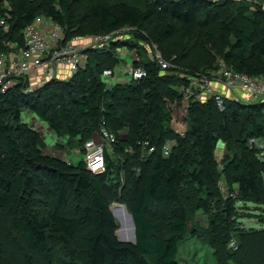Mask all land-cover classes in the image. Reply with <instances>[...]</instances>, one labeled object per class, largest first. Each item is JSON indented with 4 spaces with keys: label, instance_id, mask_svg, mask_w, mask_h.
<instances>
[{
    "label": "trees",
    "instance_id": "trees-1",
    "mask_svg": "<svg viewBox=\"0 0 264 264\" xmlns=\"http://www.w3.org/2000/svg\"><path fill=\"white\" fill-rule=\"evenodd\" d=\"M79 1L0 0V13L7 14L10 25L9 35L4 37L22 44L20 32L36 17L64 27L70 38L129 29L124 34L157 45L173 67L161 71L152 60L141 59L137 46L117 41L108 50L86 51L85 66L66 81H51L29 94L13 91L0 95V211L11 218L24 242L25 262L33 264V253L43 264H150L149 259L154 264H178L179 244L188 232L189 211L194 206L183 194L184 183L195 184L200 196L207 187L203 171L190 167L205 168L213 183L214 145L219 139L231 142L233 126L239 124L236 145L240 152L223 170L234 198L223 201L209 226L214 243H226L229 227L237 224L231 218L237 214L238 202L264 206V161L245 143L247 138L261 140L264 151V103L227 100L221 111L212 100L190 101L186 112L189 132L184 135L170 128V107L181 109L178 89L187 82L181 74H204L216 70L220 61L237 73L264 77V12L258 4L239 2L232 11L247 26L262 28L256 39L243 31L233 37L228 7L222 8L233 0L222 5L211 0H92L81 10L75 5ZM198 14L202 20H196ZM210 21L213 27L207 28ZM182 30L189 41L178 40L176 55L168 53L165 44ZM123 46L135 51L139 61L133 66L144 68L147 76L107 86L101 74L118 67L116 49ZM194 52L208 54L210 61ZM23 111L54 134L66 137L83 155L87 141L103 130L112 133L115 142L105 149V173L93 175L84 160L74 166L45 153L42 135L22 121ZM123 133L125 137H121ZM168 141L173 146L164 155L162 147ZM144 142L154 151L145 162H134L140 165L138 175L128 169L121 193L135 231V243H123L117 237L113 200L108 195L112 186L104 179L128 166L133 160L129 156L141 157ZM111 156L118 157V166ZM41 195L48 197L44 209L36 204ZM195 208L209 209L206 203ZM0 264H16L1 240Z\"/></svg>",
    "mask_w": 264,
    "mask_h": 264
},
{
    "label": "rangeland",
    "instance_id": "rangeland-1",
    "mask_svg": "<svg viewBox=\"0 0 264 264\" xmlns=\"http://www.w3.org/2000/svg\"><path fill=\"white\" fill-rule=\"evenodd\" d=\"M91 1L92 0H80L75 5L78 6L79 10H81L85 2ZM211 1L218 2V5H222L220 3L227 0ZM233 1H235L233 2L234 4L229 3L222 7H228L227 9L229 10L228 12L232 20L231 29L233 37L236 33H238V31H243V33L247 36H253L256 39L260 38L262 35L261 27L254 28L247 26L242 21L235 18L234 13L232 12L233 8L235 9L238 6V2L241 5L245 4L251 6L255 3H247L244 0ZM256 2L259 3L258 5L260 6V10L264 12V1L256 0ZM220 10L221 8L219 11ZM221 15L224 16L223 14ZM201 17V14H198L196 20H202L203 18ZM211 27H213V21H210L209 27L207 28ZM207 28H205L204 31H206ZM122 35H124V33H122ZM233 37H231V39H233ZM128 38L127 42L137 46L139 51L142 53L141 59L143 61L149 60L150 52L146 44L140 40L134 39L132 36H129ZM178 40L189 41V36L184 30L180 31L175 40L171 41V43L165 44V48L168 53L173 52L172 54L176 55L174 51L177 49L176 43ZM191 45H193V42ZM128 52L131 53V51ZM194 55L206 62L210 61L208 54L194 52ZM119 59V65L116 70L120 71V68L124 66L123 69L128 71L129 67L126 65L127 63H130V60L132 61L134 59V56L129 55L125 58L123 54H119ZM172 67L173 66L171 64L170 68ZM121 73H123V71ZM198 75H206V73ZM181 77L186 79L182 74ZM126 80L122 82H126ZM241 98H243L244 101H242V104H251L247 101L248 99L246 98V95L243 94ZM170 108L172 112L170 128L172 131L174 133H179L180 135L188 133L189 126L186 113H182L181 109L177 105H172ZM21 118L24 123L31 125L36 131L40 132L43 138V150L48 155L64 160L74 166L83 160L84 157L79 147L68 142L66 137H59L51 132L46 124L39 122L31 113L23 111ZM239 127V124L233 126L232 130L234 138L231 142L228 143L227 141L219 139L214 145V157L217 165L215 167L216 178L213 183L209 182L205 168L203 169L197 164H195L198 166L197 168H195V165L190 167L191 170L194 168L198 171H203L201 175L206 180L207 187L205 194L200 196L197 193V186H195V184L191 183L189 180L184 183L183 194L192 201L194 206L191 207V210L189 211L188 232L185 239L181 242V244H179L176 258L178 264H264V206L238 202L235 205L237 214L234 219L231 218L232 221H237V224L236 227H229V238L224 244L214 243V238L209 228L211 217L216 212H219V207H221L223 201L229 197L234 198V194L225 180L223 170L228 160L235 156L236 153L239 154L240 152L238 146L236 145V137L240 129ZM124 134L125 133H123L121 137H125ZM95 140L99 141L100 139L96 136ZM147 143L148 142H144L142 144V151H140L141 157L129 156L133 160L128 163V166L115 170L112 175L106 177L107 180L104 179V181H107V183L112 186V191L108 193V195L110 199L113 200L111 203V210L115 215L114 217L118 225L117 237L125 241L133 239V227L129 218L130 211L128 206L122 201V199H126V197H121V193L123 194V186L127 183L128 169H130L135 175L139 174L140 165H134V162H139L140 160L145 162L149 153V146L146 145ZM167 143L171 142L168 141L165 144ZM245 143L248 148L259 152V157L264 161V151L261 140L247 138ZM111 159L115 166H118V157L111 156ZM189 172L191 171L189 170ZM36 199L38 207H40V209H44L48 197L41 195L37 196ZM199 203H206L209 209L207 211L203 209L197 210L195 207ZM192 233L196 234L195 238H193ZM0 240L9 248L11 258L16 264H27L24 258L25 254H27L24 242L20 234L13 228L11 218L3 211H0ZM31 260L33 264H43L33 253L31 255ZM149 263L154 264V260L149 259Z\"/></svg>",
    "mask_w": 264,
    "mask_h": 264
},
{
    "label": "built area",
    "instance_id": "built-area-1",
    "mask_svg": "<svg viewBox=\"0 0 264 264\" xmlns=\"http://www.w3.org/2000/svg\"><path fill=\"white\" fill-rule=\"evenodd\" d=\"M255 3L256 0H244ZM0 13V95L18 91L29 94L51 81H66L87 61L86 51L108 50L112 43L127 41L130 35L124 34L129 29L115 31L105 35L88 36L84 38L68 37L64 27L44 17H36L31 24L20 33L22 44L17 40L7 39L10 25ZM150 59L161 71L170 68V64L163 59L157 45H147ZM118 57L123 54L134 59L128 65L125 73L126 83L144 79L147 73L142 67H134L133 63L139 61L135 51L129 53L128 46L116 49ZM106 69L101 78L107 86L115 84L116 70ZM187 80L178 91L181 96V112L186 113L190 101L207 102L212 100L219 110L225 109V101L243 103L241 96L244 94L251 104L264 103V77H249L237 73L227 67L222 61L216 70L208 71L206 75H183ZM243 101V102H242ZM87 141L84 145L83 160L86 170L93 175H101L106 171L104 161L105 149L115 142L112 133L103 130L98 136ZM149 153L154 151L150 147ZM173 143L163 145L162 152L168 155Z\"/></svg>",
    "mask_w": 264,
    "mask_h": 264
},
{
    "label": "crops",
    "instance_id": "crops-1",
    "mask_svg": "<svg viewBox=\"0 0 264 264\" xmlns=\"http://www.w3.org/2000/svg\"><path fill=\"white\" fill-rule=\"evenodd\" d=\"M126 66L128 67V65H126ZM123 68H124V66H122L120 68V71H117L116 72V79H115V82H114L115 84L116 83H121V84L126 83V82H122V81H125L126 80L124 77H125V73H127V70H124ZM121 70L123 71V73H121L122 72Z\"/></svg>",
    "mask_w": 264,
    "mask_h": 264
},
{
    "label": "water",
    "instance_id": "water-1",
    "mask_svg": "<svg viewBox=\"0 0 264 264\" xmlns=\"http://www.w3.org/2000/svg\"><path fill=\"white\" fill-rule=\"evenodd\" d=\"M113 215H114V213H113ZM129 218H130V221H131V225L133 227V239L132 240H126V241L123 240V239H119V238L118 239H119L120 242H123V243L134 244L135 243V236H134L135 231H134V225H133V221H132L131 215H129Z\"/></svg>",
    "mask_w": 264,
    "mask_h": 264
}]
</instances>
